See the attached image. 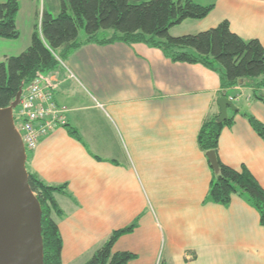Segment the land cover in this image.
Masks as SVG:
<instances>
[{
    "label": "crops",
    "instance_id": "1",
    "mask_svg": "<svg viewBox=\"0 0 264 264\" xmlns=\"http://www.w3.org/2000/svg\"><path fill=\"white\" fill-rule=\"evenodd\" d=\"M190 1L213 9L173 27L172 37L227 21L233 34L264 49V0ZM31 19L25 44L4 50L0 61L30 46ZM45 76L65 125L39 140L25 167L46 185L66 187L56 196L62 264H85L133 223L114 245L135 256L129 264H264L256 210L239 196L227 206L206 200L213 172L197 136L205 118L219 114L217 73L143 44L115 43L83 45ZM253 92L244 84L228 91L238 111H228L233 124L221 132L217 155L227 167L247 169L264 190V140L244 116L264 126V89L262 100Z\"/></svg>",
    "mask_w": 264,
    "mask_h": 264
},
{
    "label": "trees",
    "instance_id": "2",
    "mask_svg": "<svg viewBox=\"0 0 264 264\" xmlns=\"http://www.w3.org/2000/svg\"><path fill=\"white\" fill-rule=\"evenodd\" d=\"M213 7H204L190 0H62L60 13L53 17L43 11L34 25L30 46L20 55L0 61V109H6L39 74L56 70L75 50L83 45L143 44L160 50L172 62L201 65L218 74V97L227 98L228 91L244 86L257 92L264 89V49L257 40L244 41L233 34L224 21L213 29L196 34L172 37L170 30L187 20H202ZM18 0L0 3V39L17 40ZM85 40H78L79 29ZM101 32L112 33L100 37ZM106 36V35H104ZM264 102V100H262ZM244 116L253 130L264 140V126L248 114ZM218 114H210L202 122L197 145L202 153L213 151L218 165L213 172L207 201L227 206L235 196L244 198L259 215L264 227V190L247 169L235 170L223 165L217 155L223 129L233 118L219 124ZM68 133L80 141L76 130ZM30 154V153H29ZM27 154V156L29 155ZM28 174V184L41 209L44 264H62V239L56 219L63 216L56 196L66 195L65 186H49L36 175ZM136 227L111 234L106 243L85 264H129L135 256L115 252L117 239Z\"/></svg>",
    "mask_w": 264,
    "mask_h": 264
},
{
    "label": "water",
    "instance_id": "3",
    "mask_svg": "<svg viewBox=\"0 0 264 264\" xmlns=\"http://www.w3.org/2000/svg\"><path fill=\"white\" fill-rule=\"evenodd\" d=\"M20 96L21 91L9 108L0 109V264H44L42 213L28 184L27 155L13 121ZM217 106L219 124L228 111H238L228 98H219ZM206 157L217 172L215 153Z\"/></svg>",
    "mask_w": 264,
    "mask_h": 264
},
{
    "label": "built area",
    "instance_id": "4",
    "mask_svg": "<svg viewBox=\"0 0 264 264\" xmlns=\"http://www.w3.org/2000/svg\"><path fill=\"white\" fill-rule=\"evenodd\" d=\"M52 90L45 74H39L21 91L13 121L26 154L33 152L39 140L53 129L65 125L63 112L57 106Z\"/></svg>",
    "mask_w": 264,
    "mask_h": 264
},
{
    "label": "rangeland",
    "instance_id": "5",
    "mask_svg": "<svg viewBox=\"0 0 264 264\" xmlns=\"http://www.w3.org/2000/svg\"><path fill=\"white\" fill-rule=\"evenodd\" d=\"M18 3L20 10L18 31L20 33V36L17 40H12V41L0 39V57L1 55H3L4 50L11 48L17 49L25 44V42L27 41V36H30L31 23H32L31 17H36L35 19L36 22L43 11L49 13L53 17H55L60 13V4L57 2V0H18ZM111 34L112 33L110 32H101L100 37H109L111 36ZM84 38H85V30L81 28L79 29V33H78V40L82 41ZM257 95L259 96L260 93L257 92Z\"/></svg>",
    "mask_w": 264,
    "mask_h": 264
}]
</instances>
